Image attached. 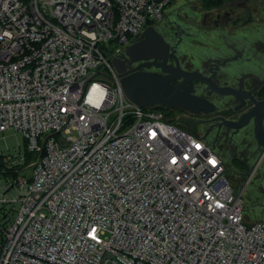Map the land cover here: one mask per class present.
<instances>
[{
	"label": "built area",
	"instance_id": "obj_1",
	"mask_svg": "<svg viewBox=\"0 0 264 264\" xmlns=\"http://www.w3.org/2000/svg\"><path fill=\"white\" fill-rule=\"evenodd\" d=\"M171 1L0 0V132L26 141L3 155L0 264H264L216 145L130 101L108 59Z\"/></svg>",
	"mask_w": 264,
	"mask_h": 264
},
{
	"label": "rangeland",
	"instance_id": "obj_2",
	"mask_svg": "<svg viewBox=\"0 0 264 264\" xmlns=\"http://www.w3.org/2000/svg\"><path fill=\"white\" fill-rule=\"evenodd\" d=\"M216 9L223 14L224 10L232 12L227 18L223 16L216 25ZM216 9L204 8L199 0H172L167 8L166 19L157 29L173 44L177 43L180 35L182 36L178 54L184 66L203 69L204 63L210 59L227 61L223 67L222 81L236 83L242 75L227 73L232 63H235V50H246V55L243 59L239 58L238 62L247 61L249 58L251 64L264 57V0H249L242 5H225ZM208 11L212 12V17L204 24L203 18ZM108 59L112 62L111 56ZM263 75L259 77L262 78ZM205 90L203 85H200L197 91L210 95L219 106L230 101L229 97H226L224 102H221ZM163 107L169 122L205 134L217 145L235 191L243 193L246 221L264 219V155L257 147L252 128L245 127L235 134L228 130L217 131L211 123L213 112L194 114L175 107ZM230 113L229 110L224 111L226 116ZM25 142L23 133L16 129L9 128L0 132V156L26 152ZM2 164L0 172L6 168L3 159ZM4 179L0 178V193Z\"/></svg>",
	"mask_w": 264,
	"mask_h": 264
},
{
	"label": "water",
	"instance_id": "obj_3",
	"mask_svg": "<svg viewBox=\"0 0 264 264\" xmlns=\"http://www.w3.org/2000/svg\"><path fill=\"white\" fill-rule=\"evenodd\" d=\"M169 51L170 45L164 36L155 27L149 26L128 47L124 55L112 60L127 98L142 107L161 105L194 114L211 112L214 109L212 102L196 92L199 84L222 96H234L241 103L238 109L249 100L252 103L251 109L241 120H224L220 128L224 125L238 132L253 120V134L264 154V99H257L254 95L258 86L247 90L220 85L214 76L219 73L224 75L223 67L227 61L208 60L217 62L218 65L214 71L207 74L201 69H185L175 51ZM170 58L175 60L176 64L169 63ZM134 63L137 64L133 66ZM152 66L160 68L161 72L150 70ZM263 83L264 78L259 86Z\"/></svg>",
	"mask_w": 264,
	"mask_h": 264
},
{
	"label": "flooded vegetation",
	"instance_id": "obj_4",
	"mask_svg": "<svg viewBox=\"0 0 264 264\" xmlns=\"http://www.w3.org/2000/svg\"><path fill=\"white\" fill-rule=\"evenodd\" d=\"M248 1L249 0H227V1H225V3L222 6H225V5L230 6L232 4L242 5V4L247 3ZM216 10H217V12H216V16L214 18V23L216 25L223 18V16L225 18H227L228 16H230V14L232 12L231 10H224V14H223L219 9H216ZM211 13L212 12L208 11L204 15V18H203V23L204 24H206V22L208 21L209 17H212L210 15ZM160 33L162 34V32H160ZM164 38H165V36H164ZM165 39L167 40V38H165ZM181 40H182V36L181 35L178 37V41H177L176 44L170 43V41L167 40V42L170 45V51L169 52H172L174 50L175 54L178 56V58L180 60V63L182 65V67H184L185 69L191 70L189 67L183 65L182 59H181V57L178 54V46L181 44ZM169 63L176 64L175 60H173L172 58L169 59ZM136 64L137 63H134L133 66H135ZM217 65H218L217 62H211V61L207 62L206 61L204 63V68L201 69V70L204 71L205 73L209 74V73H211L212 71H214L217 68ZM150 70L161 72V69L160 68H156L155 66H152ZM222 76L223 75L221 73H219L218 75L214 76L215 81L217 83H219L220 85H230V86H233L235 88H243V89H247V90H252V89H254L255 87L258 86L257 90L254 92V95H255V97L257 99H264V83L261 86H259L261 80L264 78V75H263L262 78L259 77V76H254L253 74H249L248 76L242 75L238 79V81L236 83H230L228 81H222ZM199 86L200 85L198 84V86L196 88V92L197 93H198L197 90H198ZM203 87H204V89H206L205 92H208V93L214 95L215 98L217 100H220L221 102H224L226 97H229V99H230V101L224 102L223 106H219L216 102H214V100L212 99V97L210 95H208L206 93H198L199 95L204 96L205 98L210 100L212 102V104L214 105V109L211 111V112H213V116L211 118V123H212V125L214 127H216L217 131H221V130H225L226 131V130H228L231 133L235 134V133H238L239 131H241L242 129H244L245 127H250L253 130V128H254L253 120H251L246 126H244L242 129H240L238 132H235V130H233L231 128H228V127H226L224 125L221 126V128H220V124L224 120H232V121L241 120L244 117V115H246L249 112V110L251 109L252 103L249 100H247L246 105H244L243 107L238 109V107L240 106L241 103L234 96H230V95L229 96H222V95L217 94L216 92L208 89L204 85H203ZM226 110H229L231 112L230 115L226 116L224 114V111H226ZM187 112H189V111H187ZM253 137H254V134H253ZM254 140H255V137H254ZM255 142H256V140H255ZM216 147H217V145H216ZM257 147H258V145H257ZM258 149H259L260 153L263 154V150L260 147H258Z\"/></svg>",
	"mask_w": 264,
	"mask_h": 264
},
{
	"label": "crops",
	"instance_id": "obj_5",
	"mask_svg": "<svg viewBox=\"0 0 264 264\" xmlns=\"http://www.w3.org/2000/svg\"><path fill=\"white\" fill-rule=\"evenodd\" d=\"M234 52L236 54V56L234 57L235 63H232L233 65L229 67L227 71L228 74L237 75L240 73V75L253 74L254 76H260L264 73V57L260 58V60H258L256 63L250 64L249 58L247 59V61L245 60L243 62H238L240 60L239 58H244V56L246 55V50H239V52L238 50H235Z\"/></svg>",
	"mask_w": 264,
	"mask_h": 264
},
{
	"label": "trees",
	"instance_id": "obj_6",
	"mask_svg": "<svg viewBox=\"0 0 264 264\" xmlns=\"http://www.w3.org/2000/svg\"><path fill=\"white\" fill-rule=\"evenodd\" d=\"M199 1H200L201 5L204 8L211 9V8H217V7L222 6L225 3V1H227V0H199ZM158 108H161L163 110L165 109V107H163V106L162 107H158ZM176 124H178V123H176ZM178 125H180V124H178ZM181 127H183V126H181ZM183 128H185V127H183ZM185 129L188 130V131H190V132H192V133L198 134L197 131H195V130H193L191 128H185ZM25 144H26V142H25ZM32 156H33L32 153H28V157L29 158H31ZM2 159H3V155L0 156V167H3Z\"/></svg>",
	"mask_w": 264,
	"mask_h": 264
}]
</instances>
